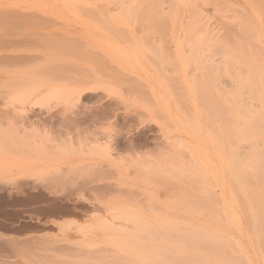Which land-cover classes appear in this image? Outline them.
<instances>
[{"label": "rangeland", "instance_id": "obj_1", "mask_svg": "<svg viewBox=\"0 0 264 264\" xmlns=\"http://www.w3.org/2000/svg\"><path fill=\"white\" fill-rule=\"evenodd\" d=\"M67 1L68 0H0V79H6L12 74L21 73V71H24L26 68L30 69L36 67L42 64V62L44 63V60L51 66H48L49 68L43 70V75L47 76H43L44 78L41 80L43 84L41 88H43L42 91L45 96L43 101L34 103V97L30 104H27L28 110L20 111V115L15 111L13 112L14 108L11 104H13L12 102L14 101L10 98V94L5 93L6 91L3 88H1L3 90L0 89V132L3 131L5 133L3 134L4 136L6 133L10 135V137L8 136V139H5L6 137L3 139L2 135L0 136V264H88L87 262H90L91 264H120L130 259L133 260L132 262L136 261L138 264L136 257H133V255H135L134 248L132 246H127L128 238L129 241H133L134 239L123 235L126 233L122 230L123 226L120 227V224L118 223L120 222V217H118L120 211L116 206L119 207L122 205L125 206L127 212H138L141 215L143 213L144 216L142 215V217L146 219V222L148 221L151 224H155L156 222L154 221L161 222V219L169 220L170 222L171 220H174L171 222L174 232L177 231L179 233V230H181L182 227H187L186 230H183L186 233L197 230L198 225L199 229L201 228L200 226H204L202 229L205 230L206 234L210 233L207 235L209 238H212L213 246L211 245L210 247L212 248V252L217 250L218 247L216 246H219L217 245L218 239L221 240V238L224 239V237H228L225 238V240H231V244H228L230 248L226 245V241L224 242V245L227 246L228 249L226 248V250L228 251L234 245V249H231L233 254L228 251V255L225 254L226 252L222 253L224 250L221 248L222 246L224 247L223 243L222 246L219 247L223 250L219 249L220 252L217 250L219 254L217 251H215L216 253L213 252V255L211 253L214 258H209L201 252L193 253L199 260L205 262V264H209L208 261L213 264H218V262L219 264H252L251 261L254 260L256 254L259 255L260 263L264 264V257L261 256L262 252V254H264V239L262 240L263 236H261L260 239H257L262 232L260 231V234L258 233L256 235L253 230L252 210H250V207L252 206L249 205L248 199H250V197L247 195L249 193L247 189H244L247 191L243 192L241 188V186H247L248 189L249 186L253 188L255 183H258L257 185L259 186V182L253 181V183V178L250 180V176L247 173L246 175L245 173H238L241 171L239 168L236 171H233L228 170V166H226L227 173L226 169H224L225 164L229 165V169H232V166L229 163V158L236 156L232 155V152H230L231 154L228 153V147H230L229 144L235 143L230 142L234 137L232 135V138L229 141L230 143L227 142L228 140H225L224 136L229 135L230 132L225 134L223 131H220L222 129L219 125L222 124V120L220 121L217 118V122L221 123L217 124L215 120L217 114L214 112V109H212L213 111L211 110L212 112H209L210 115L208 114L209 110H206L207 112H205V109L210 108V104H213L214 108L216 103L218 104L223 100L222 102L226 104L223 103V110L226 109V112H228V116L226 113L224 115L232 121L230 124L233 127L241 125L239 126L240 129L239 127L233 128L235 131L236 129L238 130L236 131L238 134L236 133V135H234V141H236L237 144L234 145V147H231L229 151L237 150L236 152L238 154L240 152V154L237 155V157L240 158L238 162L241 163L239 166H241L242 163H244L243 166H246L248 163H252L250 159L253 155L251 154L249 158L247 160L244 159V161L240 156H242L243 153L250 151L248 149L251 148L250 145L252 143L250 142L249 145V142L245 140L244 142H241L243 138L240 139L241 135L239 133L240 131H244L243 129L246 127L242 129L241 127L243 125L245 126L246 123H249L255 129L258 128V126H262V128L259 127L258 129L260 132V135L258 136L262 137V140L264 139V114H260L263 112L262 107H264V91L262 92L263 100L260 104L261 92L256 93L255 90H253V87L251 88L252 95H250V97L253 98L254 95L257 94L258 98L256 100L259 104L257 102V105H254L255 103L252 104L255 102L254 98L256 97L253 98V101L250 100L248 96L247 99L250 101L249 108L245 107L247 103L241 105V108L245 107V111L246 108L249 109L247 110V113L243 110L245 114H248V118L241 121L240 119H242V117L239 119L238 115L242 116V113H239V110H237V108L240 107L237 106V102L240 100V97L246 98V96L235 95L233 97L232 90L229 87L222 83L219 84L220 86H218L217 83L214 84L218 79L220 81L228 78L234 80L233 78H230L232 75L234 77L233 71H235L234 68H236V64H238L234 59H238L239 61L240 59L238 57L235 58L236 54L234 53V59L231 58L230 60L234 61V63L232 62L233 64H236H232V67H228L231 63L228 58H230L232 54H230V56L227 54L226 57L228 58L225 57V54L223 55L222 61L219 60L220 63H218V65H216L217 63L215 62L216 70L211 69V67L214 68V64H210L212 63L210 58L207 59L205 57V61L200 63L199 59H203L204 55H208L209 53L213 54L214 50H212L213 46H211L213 42L207 38V41L203 44L204 46H202L201 43L202 41L204 42V38H206V31L203 29L204 32L201 36L202 33L199 32V34L197 28L195 29V27L199 26L198 28L201 30L200 28L204 22V26H208L210 30L214 29L212 30V33H215L217 29L216 25L218 22L220 24L218 14L220 16V14L233 13L231 11H234V14H239L238 12H247L248 15L250 14V17L251 13L254 11L255 13H252V16H254L253 18L255 21L252 20L250 23H255V27L252 24L253 30L254 28L256 30V32L254 30L256 33L255 35H260V40H258L259 37H256L258 38L256 39L258 44L261 45L259 46V48H261L258 49V54H263L264 57V36L262 37V35H264V28L261 26L262 23L264 25V18L260 16L262 13H259L253 8L255 7V3H253L252 0H223V3L224 1L226 4L228 3V6H226L230 8V11L225 12L220 10L217 12L219 8L221 9V5L223 8V3L220 4L222 0L219 2L220 7H218L219 5L214 7L215 4L217 5L216 0H173V6L180 7V9L183 7V10H180V23L179 21L174 23L177 25V27H175L176 25H173L174 21L167 16V14L170 15V11L167 9H165V11L163 10V18L165 17L163 20L165 21L163 22L161 30L168 28L164 30V33L163 30L161 31L160 29L157 30L154 28L156 27L155 22V25L152 28V24L148 20H145V23L148 22L146 25L144 21L141 22L144 24L141 25V28H138L140 25L136 23L139 22H115V20L109 15L96 14V16H100L101 19L98 16V19L96 16H92L91 18V16L88 17L87 12L85 13V7H90L92 3L84 4L79 0ZM176 2H178V4ZM214 2L215 4L213 5ZM261 2L263 4L264 0ZM70 3H72V5ZM78 4H80V6H78ZM197 4L199 5V8H197ZM226 6L224 5V8ZM78 8L81 10H78ZM178 8L176 10L174 9L175 13L180 12L178 11ZM193 8H197L195 10L200 14L198 15L195 10V13L192 14ZM244 8L246 9L244 10ZM200 9L201 12L199 11ZM226 9L227 8H225V10ZM236 9L238 12H236ZM111 14L116 15V12H111ZM195 14H197L198 17ZM104 16L105 18H103ZM183 17L185 18L183 19ZM1 18H10V20L7 21V19H4V22L8 23L4 24L3 19ZM193 19L194 21H192ZM257 19H259L260 22ZM13 20H15V22L16 20L19 21L20 24H16ZM95 20H97V22L99 21L97 23L98 26ZM23 21L25 23H23ZM196 21L198 22L197 24L195 23ZM191 22H194L195 25L193 26ZM99 24H106L103 25V27L107 26V31L105 28L102 29L103 27L100 28ZM112 24L116 26V28L113 27ZM171 24L173 27H171ZM248 25L252 28L250 24ZM192 26L193 28H191ZM112 28L114 29L111 30ZM171 28L172 31L175 28H177V30L175 29L176 31L174 30L172 32ZM182 28L183 33H181ZM190 28L196 30L198 36H201V39H197L200 41H197L196 38L193 40L192 38L194 43H196L195 41L198 42L195 44V50H198L200 46L202 47L199 54L200 57H198L199 51L196 57L193 56L192 53H195V50H189L192 52V56L186 54L188 53V48L190 49V47L193 46L192 44H194L192 41L191 43L189 42V38L185 43L187 44L189 42L191 46H189V43L187 44L188 47L184 44L186 45V51H184V45L182 47L183 39L186 36L188 37V34L192 33L195 35V33H193L194 31ZM121 29L129 35L130 32L128 31L132 30L133 36L130 35L131 37L128 36L129 38H126L127 34L126 36H122ZM133 29L137 32H134ZM139 29L141 31H139ZM188 29L192 32L188 31ZM119 30H121V32ZM143 30L144 33H142ZM142 34L143 38L141 36ZM172 35H174V37ZM252 35L254 34H251V36L246 35L249 43L247 42L246 44L245 41H243L246 48L249 46L252 48L253 46L251 44L256 46L255 43H257V41L255 42V38H253L254 41L251 39ZM157 36L161 37V39L159 40V37L158 40L155 41L150 39L151 37L157 38ZM191 36L192 35L189 37L191 38ZM146 37L149 38L148 40L152 41L151 43L154 47L149 45L151 43H149L150 41H147ZM195 37L197 36L195 35ZM143 41L149 43L147 45L152 47V49L147 47V45L145 46ZM60 42H65L67 45H62ZM133 43L135 44V47ZM208 45L210 46L207 47ZM148 50L150 51L148 52ZM202 50L204 51L203 53H201ZM153 53H158L157 59L156 57H152ZM163 54L168 57L164 56L166 58H163ZM153 56H156V54H153ZM214 57L216 58L217 56ZM182 58L185 60L183 61ZM225 58L230 61L228 65L224 64L226 62L223 61ZM51 61L54 62L51 63ZM197 61H199L200 64L196 63ZM169 62L170 64H168ZM209 64L211 67L208 68L207 66V68L212 71L215 70V73L212 72V82L207 80L209 77L211 79V75H209V77L208 75L206 76L207 70L204 66ZM202 65L206 71L205 75L203 73L204 68L201 67ZM222 67H225L226 70L224 71ZM201 68H203V70H201ZM227 68H232L233 70H230L232 72H227ZM198 71L203 73L204 76H201V78L198 77L197 74L200 75ZM216 73L220 76L217 77V79L214 75ZM235 73L237 72L235 71ZM197 77L202 80V84L206 81L211 82V85L208 84L209 82H206L210 86V89H208L211 91L209 92L210 94H208L210 97L202 92L203 95H201L199 89H197V92L195 91L196 86L197 88H200L197 84L199 79L196 81ZM35 78L37 77L35 76ZM194 82L195 84H193ZM213 85H217V88L222 89L220 94L218 93L220 89L216 91L217 89H215V86ZM200 89L202 91V87ZM223 89L225 91H223ZM55 90H58L60 97L64 96L65 99L61 98L60 101L57 98L56 102L52 103V101L55 100L52 94ZM242 94H244V92ZM219 95L224 96L220 97ZM225 96H227L226 100ZM217 99H220L221 101H217ZM207 104H209V106ZM54 105L57 106L55 107ZM252 105L254 107L258 106L257 108L260 111H258L257 108H253L254 110L252 109L253 112L251 114L250 110ZM53 106L54 109L52 108ZM30 107L31 109H29ZM234 108L238 111V114L235 113L236 111H234ZM56 111L60 112V114ZM32 112L35 114H40L42 112L43 116L46 117L43 119H48L50 122H52V120H57L55 121L56 123H53L54 125H50L52 123L48 121V123H50L49 127H51L49 128L46 126V129L49 130L45 129V135L46 138H51V136L55 134L51 133L54 131L51 128H54L56 131L58 129V132H56V136L58 137L59 135L58 143H52L50 140L42 142L45 143L46 146L48 145V148L43 144V146L40 145V148H38L39 151L31 146L34 143H39V140L36 139L38 133L34 132L35 126L30 125L31 121L37 119L36 115ZM258 112L260 116H257ZM53 113H55V115ZM213 113H215V122H212ZM255 116H257V119H259L260 122L254 121L256 120ZM16 117L18 120H16ZM50 117L51 119H49ZM250 118L252 119L249 120ZM15 122H17V124ZM261 123L262 125H259ZM55 127H57V129ZM227 129L229 128H226V130ZM249 130L247 131L246 129V133H249ZM212 131L214 134L211 135L210 133L209 135V132ZM219 131L221 134L223 133L222 136H220ZM244 133L245 131L243 132V136H245ZM251 134L250 136H246L245 139L253 141V138H257L251 136ZM33 136L36 139L33 141L34 143L31 142L34 139ZM208 136H210L209 138H211L210 140L213 146L217 147L219 152L212 146L211 142L208 140ZM12 137L14 140H11ZM260 137L258 138L260 139ZM16 139L20 143L16 144ZM262 140L260 139V141L256 142L258 143L257 145H253L255 146V149L253 152L251 150L252 153H255L256 149L264 150V142L262 144ZM25 141H28L30 145L24 143ZM13 142H15V146L13 145ZM246 142H248V145L246 144L244 148ZM19 145H22L23 147ZM28 145L33 149L29 148ZM218 145H222V147L220 148ZM51 146H54L53 150L51 149ZM226 146L228 147L225 148ZM248 146H250V148H248ZM18 147H22L24 150L28 151L29 154L32 153L35 156L26 155L28 152L24 153L25 151L21 148L20 151ZM240 147L244 150H241ZM55 149H57L58 152ZM246 149L247 151H245ZM22 150L24 152H22ZM51 150L53 152L56 151L58 154H56V152L53 154ZM220 152L226 154L227 162L225 160L226 156L224 154L221 156ZM257 152L259 153V151H256V153ZM260 153L263 152L260 151ZM127 155L129 156L128 159ZM258 155L259 154L256 156ZM262 155H264V153L259 156L261 157ZM38 156L40 158H38ZM120 156H122V158ZM130 157L132 158L131 161L129 160ZM218 157L221 158L218 159ZM258 158L257 161L262 159ZM220 160H223V162ZM260 165H262L261 161L258 164L259 168H261ZM263 165L262 167H264ZM20 166L22 167L19 168ZM235 168H237V166ZM172 172L175 174L170 175ZM199 173H201L207 180H204V177H201V174ZM230 173H232L231 176L233 179L229 175ZM234 175H237L236 178L238 179V182L241 181L240 184L238 183L239 185L236 183ZM241 179H243V182ZM217 180L219 182H217ZM163 181L165 182L164 186ZM202 181L205 185H202L201 187L200 184H202ZM173 182H176V185L178 183V187L175 186ZM230 182L233 183L231 184ZM244 182H246V184H244ZM262 182H264V180H262ZM229 183L235 185L233 190L228 186ZM189 184H192L191 186L194 191L191 190ZM260 184L262 187L263 183ZM165 186H167V188ZM185 186V189L188 188L187 190L190 189V191L184 190ZM199 186L201 189L204 188V190L205 188H209V193L204 194L205 192L202 193L201 189L199 191ZM227 187L228 189L230 188L229 192L234 191L231 195L234 197L232 199H234L235 204L233 203V200L231 202L232 196L227 191ZM212 189L214 191H211ZM258 189L260 190L261 188L258 187ZM108 190L109 192H107ZM225 190L228 192L227 196L224 195L226 193L224 192ZM121 192H124V194L121 195ZM188 192H191L192 194L195 193L194 195L196 197L191 194L192 197H195V201H193L196 202L195 204H190V201H192L193 198L191 196V198H189L190 193ZM261 193L258 191L259 198L261 199L262 197L261 202L264 206V192ZM198 194H200V196L202 194L205 195L207 198H204V200L207 199V201L210 199L207 195L210 194L212 200L210 199V202L207 204H201L203 201L201 196L200 199L202 201L199 204L200 199L198 198ZM185 197L190 200V203L188 201L186 202L187 199L184 200ZM224 197L226 198V201ZM220 198L222 199V203L227 205L222 203L218 204L221 202ZM173 199L177 200L175 201ZM217 200L220 201L218 202ZM151 201L152 203H150ZM172 201L177 203L173 204ZM178 201H180L182 205ZM229 202L232 205H230ZM135 203H137V205H135ZM203 203L205 202L203 201ZM235 205H237V207ZM231 206L234 211L231 209ZM111 207H114V209H111ZM262 208L264 211V207ZM229 209L232 210V213H230ZM217 211L218 213L221 211L220 213L224 214V218L220 217L223 220L225 219L224 221L218 219L217 221L213 218L211 219V216L213 215L212 217H214V213L217 214ZM226 211H229V213ZM158 212H160V217L156 216L159 214ZM162 213H164L163 216L166 214V217H163ZM226 213L230 216L226 215ZM222 214L219 215L222 216ZM168 215L169 217H167ZM147 216L149 218H145ZM226 216L229 217L227 218ZM153 217L156 218L154 219ZM227 220L230 224L227 223ZM113 222H116V224H113ZM226 223L228 225H226ZM187 225L189 226V229ZM105 229L107 231H105ZM183 231L181 230L182 235H185V233L183 234ZM174 232H172V234H174ZM178 233L175 234V236H181V233ZM170 234L171 233H169V235ZM159 236L160 233H157V235L155 234L156 238ZM172 236L174 237V235ZM153 237V235L150 237L151 240L146 239V243L151 242V244H153L159 240L154 239L155 237ZM177 237L178 236L175 237L176 240L183 239L182 237L179 239ZM175 238L172 239L175 240ZM260 242L263 245L260 246ZM139 243L141 246L143 245V248H147L151 245L149 243L145 246L143 244L144 242ZM232 243L234 244L232 245ZM219 244L221 245V241ZM210 248L208 247L207 250ZM115 253L117 254L115 255ZM193 254L184 252L183 254L182 252L180 253V255H187L188 257L193 256ZM88 256H91V258ZM92 256L96 259H92ZM121 257L123 260L119 259ZM170 258H172L171 255ZM178 258H176L177 261ZM187 258H184L186 260L185 262L190 264ZM163 260L166 261L164 262ZM94 261L97 262L95 263ZM99 261L100 263H98ZM195 261H193L192 264H195ZM157 262L160 264L170 263V261L169 263H166L167 259L165 258L158 259ZM174 262L176 263L175 260Z\"/></svg>", "mask_w": 264, "mask_h": 264}, {"label": "bare ground", "instance_id": "obj_2", "mask_svg": "<svg viewBox=\"0 0 264 264\" xmlns=\"http://www.w3.org/2000/svg\"><path fill=\"white\" fill-rule=\"evenodd\" d=\"M69 1V0H68ZM67 1V2H68ZM80 2H82V3H84V4H89V3H92V5L90 6V7H88V6H86L85 7V9H86V11H85V13L87 12V15H88V17L89 16H91V18H92V16H96V14H98V15H109V16H111L114 20H115V22H118V21H120V22H124V21H128V22H139V23H136V24H138V25H140L138 28H141V25H143L144 23H145V20H148L151 24H152V28H153V26L156 24V27H154L155 29H160L161 30V28H162V25H163V22L165 21V20H163L164 18H163V10L165 11V9H167V10H169L170 12V15L169 14H167V16H169L174 22H173V25L175 26L176 24H174V23H176V22H178L179 21V16L181 15V11L183 10V7H182V9H180V7L178 8L177 6H173V0H79ZM175 1V0H174ZM177 1V0H176ZM180 1V0H179ZM184 1H186V0H184ZM221 0H218V2H217V0H216V3H217V5L215 4V2L213 3V5H214V7H216V6H218V7H220V4H222L223 3V0L221 1V3L219 4V2H220ZM227 1V0H226ZM262 0H252V2L253 3H255V7H253L255 10H257L259 13H262L260 16L261 17H263L264 18V3L262 4V2H261ZM70 2H72V1H70ZM188 2V1H187ZM186 2V3H187ZM247 2H249V1H247ZM251 2V3H252ZM72 3H74V2H72ZM72 3H70L71 5H72ZM177 4H178V2H176ZM189 3V2H188ZM197 3H198V1H197ZM250 3V4H251ZM77 4V3H76ZM175 4V3H174ZM180 4H182V3H180ZM228 4V3H227ZM226 3H225V1H224V3H223V8H222V5H221V9L219 8L218 10H217V8H216V10H217V12L218 11H220V10H222V11H230V8L229 7H227L228 5H227ZM201 5V4H200ZM224 5L226 6L225 8H227L226 10H225V8H224ZM78 6H80V4H78ZM78 6H75V7H78ZM181 6V5H180ZM194 6V5H193ZM199 5L197 4V8H199L198 7ZM74 7V6H73ZM195 7V6H194ZM200 7H202V6H200ZM178 8V11H180V12H178V13H175V11H174V9L176 10ZM197 8H193V10H192V14H194L195 12L198 14V11H196L195 9H197ZM203 8V7H202ZM228 8H229V10H228ZM236 8V7H235ZM80 8H78V10H79ZM82 9H84V8H82ZM234 9V8H233ZM238 9V8H237ZM237 9H236V12H238L237 11ZM241 9H243V8H241ZM246 8H244V10H245ZM81 10V9H80ZM186 10V9H185ZM191 10H190V12H191ZM194 10H195V12H194ZM247 10H248V8H247ZM200 12H201V9L199 10ZM215 11V10H214ZM111 12L113 13V12H116V15L115 14H111ZM231 12H233V13H230V14H220V16H219V14H218V19L220 20V24H219V22H218V27H217V25H216V32L215 33H212V30H214V29H209L208 28V26L207 27H205L204 25H205V23L203 22V25H202V27L200 28L201 30H199V26L198 27H195V29L197 28V32L199 33H202L201 34V36L203 35V29L206 31V33L208 34H206L205 33V37L206 38H204L203 40H204V42L202 41V43H201V45L202 46H204L203 44H205V42L207 41V38L208 39H210V41H212L213 42V44H211V46H215L214 48L212 47V50H214V52H213V54L211 53H209L208 55H204L203 57V59L201 60V59H199V61H200V63H203L202 61H205V57L208 59V58H210V60H212V63H210V64H214L213 66H214V68L213 67H211V65L209 64V65H204L205 66V68H206V70H207V74H206V71H205V68L203 67V65L201 66V67H203L204 68V70H203V68H201V70H203L204 72V75L206 74V76L208 75V77H209V75H211V79H210V77L209 78H207V80H210L211 82L213 81V77H212V72H214L215 70H216V68H215V62L217 63L216 65H218V63H220L219 62V60H221L222 61V59H223V55H225V57L227 56V54L230 56V54H232V56H230V58H228V57H226V58H228L229 60L231 59V58H233L234 59V53L236 54V56H235V58L236 57H238L239 59H240V61L238 60V59H234L235 60V62L237 63L238 62V64H236V68H234V70L237 72V73H235V71H233L234 72V77H233V75L230 77L231 79L233 78L234 80H230L229 78L228 79H223V80H217L216 82H214V84H218V86H220L219 84H224L225 86H227V87H229L231 90H232V96L234 97L235 95H239V96H246V98H239L238 100V102H237V106H240V107H238L237 108V110H239V113H242L241 115L242 116H239L238 115V117H239V119H240V117H242V119H240L241 121H244L245 120V118H248V114H245V113H247V110H249L248 108H249V106H250V101L247 99V97L249 96V98H250V100H253V98L254 97H256V98H254L255 99V102H253L252 104H254V105H257V103H258V101L256 100L258 97H257V94L256 95H254V97L252 98V97H250V95H252L251 94V88L253 87V90H255V92L256 93H259V92H261V99H260V104L262 103V95H263V87H264V57H263V54H258V49H260L259 48V46H261L260 44H258V41L256 40V39H258V38H256V37H259V36H257V35H255L256 33V30H255V28H254V30H255V32H254V30H253V26H252V24L254 25V27H255V23L253 22L252 24L250 23V21H252V20H254V16H252V13L254 14L255 12L253 11L252 13H251V19H250V17H249V15H248V13L246 12H238L239 14H234V11H231ZM249 12V11H248ZM1 13V12H0ZM83 13H84V11H83ZM168 13V12H167ZM180 13V14H179ZM189 13V12H188ZM241 13V14H240ZM165 14V13H164ZM197 14H195L196 16H197ZM200 14V13H199ZM198 14V15H199ZM247 14V15H246ZM83 15H85V14H83ZM86 15V16H87ZM97 15V16H98ZM257 15V14H256ZM255 15V16H256ZM97 16H96V18H97ZM166 16V15H165ZM166 16V17H167ZM185 16V15H184ZM202 16V15H201ZM100 19H101V17L100 16H98ZM162 17V18H161ZM194 17V16H193ZM198 17V16H197ZM261 17H259V18H261ZM14 18V17H13ZM13 18H11V19H13ZM103 18H105V16L103 17ZM102 18V19H103ZM185 17H183V19H184ZM203 18V17H202ZM262 18V19H263ZM1 19H3V23L5 24H8L7 22H4V19H7V21L8 20H10V18L8 19V18H1ZM98 19V18H97ZM99 19V20H100ZM130 19V20H129ZM201 19V18H200ZM256 19V18H255ZM20 20H22V19H20ZM137 20V21H136ZM142 20V21H141ZM172 20H171V22H172ZM177 20V21H176ZM196 20H198V19H196ZM257 20H259V19H257ZM257 20H256V22H257ZM2 21V20H1ZM14 22H15V20H13ZM12 21V22H13ZM101 21V20H100ZM144 21V23L142 24L141 22H143ZM192 21H194V19L192 20ZM199 21H201V20H199ZM255 21V20H254ZM11 22V21H10ZM22 22V21H21ZM95 22H96V24L99 22H97V20H95ZM127 22V23H128ZM153 22V23H152ZM154 22H155V24H154ZM202 22V21H201ZM259 22H260V20H259ZM258 22V23H259ZM2 23V22H1ZM16 24H20L19 23V21H17L16 20V22H15ZM23 23H25L24 21H23ZM107 23V22H106ZM146 23H148V22H146ZM146 23H145V25H146ZM179 23H180V21H179ZM187 23V22H186ZM196 24L198 23L197 21L195 22ZM195 23L193 22H191V24L194 26L195 25ZM12 24V23H11ZM102 24V23H101ZM101 24H99V27L100 28H102L103 27V25H106V24H103V25H101ZM108 24V23H107ZM131 24V23H130ZM129 24V25H130ZM183 24V23H182ZM189 24V23H188ZM248 24H250L251 26H252V28L248 25ZM2 25V24H1ZM15 25V24H14ZM113 25V24H112ZM119 25V24H118ZM137 25V26H138ZM148 25V24H147ZM172 25V24H171ZM173 25L171 26V27H173ZM260 25V24H259ZM97 26H98V24H97ZM131 26V25H130ZM134 26V25H133ZM184 26V25H183ZM193 26L191 27V28H193ZM261 26H263V28H264V25H263V23H262V25ZM106 27L107 26H104L102 29H104L105 28V30H106ZM110 27H111V25H110ZM113 27H115L116 28V26H114L113 25ZM151 27V26H150ZM175 27H177V25L175 26ZM204 27V28H203ZM257 27H258V25H257ZM108 28H109V26H108ZM118 28V27H117ZM146 28V27H145ZM145 28H143V29H145ZM148 28V27H147ZM185 28V27H184ZM187 28H189V27H187ZM186 28V29H187ZM190 28V29H191ZM250 28H251V30H250ZM114 28H112L111 30H113ZM154 29V30H155ZM166 29H168V28H166ZM166 29H164V30H166ZM176 30H177V28H175ZM174 29V30H175ZM185 29V30H186ZM122 30V29H121ZM121 30H119L120 32H121ZM134 30V32H137L138 31V29L136 28V30L135 29H133ZM163 30V29H162ZM161 30V31H162ZM163 30V32L165 33V31ZM173 30V31H174ZM175 30V31H176ZM191 30H193V29H191ZM191 30H189L188 29V31H191ZM258 30V29H257ZM107 31V30H106ZM115 31V30H114ZM139 31H141L140 29H139ZM171 31H172V28H171ZM172 31V32H173ZM187 31V32H188ZM194 32L193 33H195V35L197 36V37H195V35H193L192 33L191 34H188V33H186V34H188V37L186 38H184V39H187V40H184L183 39V43H182V47H183V45L184 44H186L185 42L186 41H188V38H189V42L191 43V41H192V43H194V38H196V40L199 38V39H201V36L199 37L198 36V33L196 32V30H193ZM249 31V32H248ZM251 31V32H250ZM128 32H130V35L131 36H133V33H132V30L131 31H128ZM192 32V31H191ZM252 32H254V33H252ZM112 33H113V31H112ZM115 33V32H114ZM122 36L124 35V36H126V34L127 33H125V31H123L122 30ZM124 33V34H123ZM142 33H144V30H143V32ZM177 33V32H176ZM181 33H183V28H182V31H181ZM199 33V34H200ZM235 33V34H234ZM249 33V34H248ZM263 33V32H262ZM117 34V33H116ZM138 34V33H137ZM159 34V33H158ZM172 34H174V33H172ZM251 34H254V35H252V37H251V39L253 40V38H255V42L257 41V43H255L256 44V46H254V44H251L253 47H254V49H253V47L251 48V46H249V45H247V46H249V47H247L246 48V45L243 43V41H245V43L247 44V42H248V40H247V38H246V35H249V36H251ZM259 34V33H258ZM119 35H121V34H119ZM129 34H127V37L126 38H129V37H131ZM144 35H146V34H144ZM149 35V34H148ZM152 35V34H151ZM165 35V34H164ZM190 35H192V36H194V37H192L191 36V38L189 37ZM129 36V37H128ZM138 36V35H137ZM142 36V38H143V34L141 35ZM155 36V35H154ZM153 36V37H154ZM163 36V35H162ZM173 37H174V35H172ZM255 36V37H254ZM264 35H262V37H263ZM147 37H150V36H147ZM146 37V38H147ZM153 37H151L150 39H153V41H155V40H158V37L159 36H157V38H153ZM176 37V36H175ZM145 38V37H144ZM165 38V37H164ZM192 38H193V40H192ZM40 39V38H39ZM38 39V40H39ZM149 38H147V41L149 42V43H151L152 41L151 40H148ZM161 39V37H159V40ZM234 39H235V41H234ZM141 40H143V39H141ZM144 40H146V39H144ZM168 40V39H167ZM258 40H260V37H259V39ZM169 41V40H168ZM176 41V40H175ZM180 41V40H179ZM197 41H200V40H197ZM197 41H195L196 43H198ZM254 41V40H253ZM130 42H132V41H130ZM144 42V41H143ZM161 42H163V41H161ZM188 42V43H189ZM260 42V41H259ZM60 43H62V45L63 44H66L65 42L63 43V42H60ZM72 43V42H71ZM145 43V46L147 45V44H149V43H147L146 41L144 42ZM174 43V42H173ZM187 43V44H188ZM189 43V46H191V44ZM196 43H194V44H192L193 46L192 47H190V49L188 48V50H187V52L188 53H186V54H188L189 56H192V54H193V56H197V53H198V51H199V53H198V57H200L199 56V54H200V50H201V46H200V48L198 49V50H195V44ZM249 43V42H248ZM134 44V43H133ZM152 44V43H151ZM149 44L150 46H153L154 47V45L152 44ZM186 44V45H187ZM67 45V44H66ZM144 45V44H143ZM149 45H147V47H149V48H151L152 49V47H150ZM186 45H184V48H185V50H184V48H183V50L184 51H186ZM161 46V45H160ZM174 46H175V44H174ZM210 45H208L207 47H209ZM258 46V47H257ZM134 47H135V44H134ZM187 47H188V45H187ZM255 47H257V48H255ZM145 48V47H144ZM175 48V47H174ZM193 48V49H192ZM217 49V50H216ZM235 49V50H234ZM143 50V49H142ZM182 50V51H183ZM194 51L195 53H192V52H190V51ZM212 50H211V52H212ZM220 50V51H219ZM146 51V50H145ZM150 50H148V52H149ZM197 51V52H196ZM217 51V52H216ZM251 51H252V53H251ZM255 51V52H254ZM257 51V52H256ZM189 52H190V54H189ZM204 51L202 50V52L201 53H203ZM192 53V54H191ZM51 54V53H50ZM50 54H48V55H50ZM153 54H156V56H153ZM152 54V57L153 58H155L156 57V59H157V56H158V53H153ZM196 54V55H195ZM47 55V56H48ZM164 56H166V55H164L163 54V58H166V57H168V56H166V57H164ZM214 56H217L216 58L214 57ZM220 56V57H219ZM197 57V58H198ZM186 58V57H185ZM225 58V60H223L224 62L226 61L227 62V64H226V62L224 63L225 65H228L229 63H230V61L228 60V59H226ZM168 59H170V58H168ZM43 60V59H42ZM47 60H50V59H47ZM178 60V59H177ZM182 60H183V58H182ZM185 60V59H184ZM183 60V61H184ZM198 60V59H197ZM215 60H218V61H215ZM236 60H238V61H236ZM13 61V60H12ZM19 61V60H18ZM199 61H197L196 63H199ZM52 62H54V61H51V63ZM157 62V61H156ZM172 62V61H171ZM214 62V63H213ZM234 63V61H231V63H230V66L228 65V67H232V64ZM48 63H50V62H48ZM50 63V64H51ZM174 63V62H173ZM172 63V64H173ZM199 63V64H200ZM241 63V64H240ZM15 64V63H14ZM168 64H170V62L168 63ZM235 64H233V65H235ZM51 65H53V64H51ZM198 65V64H197ZM224 65V66H225ZM2 66V65H1ZM48 66H50L49 64H47V62L44 60V63L42 62V64H40V65H38V66H36V67H33V68H26L24 71H21V73H18V74H12V75H10L9 77H7L6 79H0V89L1 88H3L5 91V93H8V94H10V98H12L13 99V101L14 102H12L13 104H11L12 105V107L14 108L13 109V112L15 111L16 113H19V115H20V111H24V110H28L27 108V104L29 103L30 104V102L33 100V98L35 97V99L33 100V102L34 103H37V102H42L43 101V99H44V95H43V91H42V89L43 88H41V86L43 85L42 84V82H41V80L44 78L43 76H45V75H43L44 73H43V70L44 69H47V68H49ZM198 66H200V65H198ZM207 66H208V68L209 67H211V69H215V70H211V69H208L207 68ZM5 67V66H4ZM8 67V66H7ZM51 67V66H50ZM195 67V66H194ZM218 67V66H217ZM225 67H227V66H225ZM223 68L224 69V71L226 70V68ZM52 69V68H51ZM195 69H197V68H195ZM228 69V68H227ZM232 68H229L228 70H227V72H229L230 70H231ZM200 70V69H199ZM200 70V71H201ZM233 70V69H232ZM197 71V70H196ZM219 71V70H218ZM218 71H217V73H218ZM50 72V71H49ZM193 72V71H192ZM199 72V71H198ZM202 72V71H201ZM201 72H199V74L200 75H198L197 74V76L198 77H200L201 78V76H204L203 75V73H201ZM210 74H209V73ZM230 72H232V71H230ZM263 72V73H262ZM39 73V74H38ZM42 73V74H41ZM215 73V72H214ZM214 74L215 75V78L217 79V77H220V76H218V74ZM232 74V73H231ZM196 75V74H195ZM217 75V76H216ZM35 76L37 77V78H35ZM56 76V75H55ZM45 77H47V76H45ZM195 77V76H194ZM196 78V81L198 80V86H200V88L202 87V91H201V89L198 87L197 88V86H196V92H197V89H199L200 90V93L202 92V93H205V95H208V94H210L209 92H211V91H209L208 89H210L209 87V85H211L210 83V81H206V82H209L208 84L205 82H203V84H202V80L200 79V78ZM206 78V77H205ZM46 79V78H45ZM215 79V80H216ZM52 80V79H51ZM54 80V79H53ZM194 80V79H193ZM59 81V80H58ZM219 81H220V83H219ZM193 82V81H192ZM255 82V83H254ZM252 83H253V85H252ZM193 84H195V82L193 83ZM199 84H202V85H199ZM204 84H206V85H204ZM263 84V85H262ZM207 85H208V87H207ZM254 85H255V87H254ZM195 86V85H194ZM193 86V87H194ZM213 86H215V89H217L216 91H218V89H220L219 91H218V93L220 94V92H221V88H217L218 86L217 85H213ZM3 89H1V90H3ZM256 89H257V91H256ZM260 89V90H259ZM233 90H234V92H233ZM244 90H246V91H244ZM262 90V91H261ZM70 91V90H69ZM223 91H225L224 89H223ZM250 91V92H249ZM3 92V93H4ZM72 92V91H71ZM213 92V91H212ZM228 92V91H227ZM226 92V93H227ZM244 92V94H242ZM263 92V93H262ZM70 93V92H69ZM194 93V92H193ZM201 93V95H203ZM214 93V92H213ZM247 93V94H246ZM53 97H54V101H52V103L53 102H56V99L58 98L60 101H61V98H64L65 99V97L63 96V97H60V93L58 92V90H55L53 93ZM197 94H199V93H197ZM215 94V93H214ZM241 94V95H240ZM249 94V95H248ZM5 96V95H4ZM209 96V95H208ZM212 96V95H211ZM214 96H216V95H214ZM220 96V95H219ZM224 95H221L220 97H223ZM227 96H229V95H227ZM227 96H225V100H226V97ZM260 96V95H259ZM6 97V96H5ZM60 97V98H59ZM68 97V96H67ZM210 97V96H209ZM208 97V98H209ZM232 98V97H231ZM252 98V99H251ZM223 99V98H222ZM243 99V100H242ZM248 100V101H246V100ZM63 100V99H62ZM231 100V99H230ZM66 101V100H65ZM217 101H221L220 99H217ZM223 101V100H222ZM219 102L218 104L216 103V105L214 106V108H213V104H210V106H209V104H207L210 108H208V109H205V112H207L208 110V114L210 115V113L209 112H212L213 110L212 109H214V112H216V114H217V116H215L214 114L215 113H213V120H212V122L214 121L215 122V120H216V122L218 121V120H222V124L221 123H218L217 122V124H221V125H219L220 126V128L222 129V130H220V131H223V133H225V134H227V133H229L230 132V134L229 135H225L224 136V138H225V140H228L227 142H229L230 141V139L232 138V135H233V137L235 138V136L234 135H236V131H238L237 129H236V131L235 130H233V128H235L236 126H232L230 123H232V121L227 117L228 116V112H226V109L225 110H223L224 109V102ZM254 101V100H253ZM264 101V100H263ZM245 102V103H244ZM257 102V103H256ZM60 103V102H59ZM209 103V102H208ZM224 103V104H223ZM232 103V102H231ZM247 103V104H246ZM264 103V102H263ZM54 104H56V103H54ZM58 104V103H57ZM242 104H246L245 105V107H248V108H246V111H245V107L244 108H241L242 106ZM259 104V103H258ZM26 105V106H25ZM212 105V106H211ZM226 105V104H225ZM234 105V104H233ZM248 105V106H247ZM264 105V104H263ZM47 106V105H46ZM55 106V105H54ZM54 106L52 107L53 109H54ZM57 106V105H56ZM55 106V107H56ZM222 106H223V108H222ZM236 106V105H235ZM60 107V106H59ZM258 107V106H257ZM257 107H254L253 105H252V108H251V114H252V109L254 108H257ZM240 108V109H239ZM264 107H262V110H263V112H261L260 114L261 115H263L264 114V109H263ZM29 109H31V107L29 108ZM241 109H242V111H241ZM253 109V110H254ZM56 110V109H55ZM207 110V111H206ZM212 110V111H211ZM232 110V109H231ZM245 111V113H244V111ZM257 110H258V108H257ZM256 110V111H257ZM261 110V111H262ZM224 111V112H223ZM234 111H236L235 110V108H234ZM258 111H260V110H258ZM12 112V113H13ZM43 112V111H42ZM42 112L40 113V114H42ZM45 112H47V111H45ZM56 112H58V111H56ZM238 111H236L235 113L236 114H238L237 113ZM28 113V112H27ZM32 113H34V112H32ZM32 113H30V114H32ZM48 113V112H47ZM59 114H60V112H58ZM227 114V116L226 115H224V114ZM233 113V112H232ZM244 113V114H243ZM263 113V114H262ZM15 114V113H14ZM35 114V113H34ZM40 114H35L36 115V117H37V119L36 120H34V121H31L30 122V125H33V126H35V131L34 132H36V133H38V136H37V138L36 139H38L39 141V143L37 144V143H34L33 141L34 140H36L35 139V137H34V139L31 141V142H33L34 144L33 145H35V146H33V145H31L34 149H37L38 150V148H40V145L41 146H43V144H45V143H42V142H45V141H48V140H50V142H52V143H56L57 141H58V137H59V135H58V137L56 136L57 135V133L56 132H58V129H57V127H55L56 129H57V131L54 129V128H51V129H53L54 131H50L51 133H55L53 136H51V138L49 139V138H46V135H45V132H46V130H49V129H46L47 127L46 126H48L49 127V124L50 123H52V124H50V125H54L53 123H56L55 121H57V120H55V121H53L52 120V122H50V120H45V119H43V118H46L45 116H43V114L42 115H40ZM54 115H55V113H53ZM17 115V114H16ZM58 115V114H57ZM244 115H245V117H244ZM31 116V115H30ZM40 116V117H39ZM41 116H43V117H41ZM187 116V115H186ZM186 116H185V118H186ZM214 116H215V120H214ZM235 116V115H234ZM257 116H260L259 115V112H258V115ZM257 116H255V117H253V118H255L256 120H254V121H257V122H260V120L259 119H257ZM188 117V116H187ZM14 118V117H13ZM25 118V117H24ZM189 118V117H188ZM217 118H218V120H217ZM226 118H227V120H228V122H227V120H226ZM26 119V118H25ZM24 119V120H25ZM49 119H51V117L49 118ZM54 119V118H53ZM224 119V120H223ZM252 118H250L249 120H251ZM10 120V119H9ZM15 120V119H14ZM14 120H13V122H14ZM16 120H18V118L16 117ZM190 120V119H189ZM233 120H234V117H233ZM235 120H237V119H235ZM239 120V121H240ZM48 121L50 122V123H48ZM60 121V120H59ZM185 121H186V119H185ZM248 122H250V121H248ZM11 123V122H10ZM16 124H17V122H15ZM19 123H20V118H19ZM27 123V122H26ZM188 123V122H187ZM186 123V124H187ZM228 123V124H227ZM240 123V122H239ZM242 123V122H241ZM246 123V122H245ZM14 124V123H13ZM48 124V125H47ZM246 124H247V126H246ZM245 124V126L243 125L242 127H241V129L242 128H245V129H243L244 131H245V133H244V135L245 136H243V132L244 131H240V135H241V138L240 139H242L243 138V140L241 141V142H244V140L245 141H248L249 142V145H250V142L252 143L250 146H251V148H250V146H248V148H250V149H248L247 147V149L248 150H250V151H247V149L245 150V151H247L246 153H243V155L242 156H240L241 157V159L244 161V159L245 160H247L248 158H249V156L252 154L253 155V157L251 158V159H253V160H251L250 159V161H252V163H251V165H250V163H248L246 166H243V164L244 163H242V165L241 166H239L241 163H239L238 162V160H240V158H238L237 157V155H239L240 154V152H239V154L236 152V151H234V150H232V151H229L230 150V148L231 147H234V145H236L237 143H236V141H234L235 139L234 138H232L231 139V141L230 142H235V143H230L229 145H230V147H228V146H226L225 148H229L228 149V153H230V152H232V155H236V156H232L233 158H231L230 157V154H229V160L231 161H229V163H230V165L232 166V169H229V165H227V164H225V167H224V165H223V167H224V169H226L227 167L226 166H228V170H233V171H236L238 168L241 170L240 172H238V173H245V175H246V173L250 176V180L253 178V180H252V182L254 181V182H259V186L255 183V186L252 188L251 186H249V189L247 188V186H245V187H243V186H241V188H242V190H243V192L244 191H247L248 190V193L249 194H247L248 195V197H250V199H248V202H249V205H251L252 207H250L251 209L250 210H252V217H253V223H252V226H253V230H254V232H255V234L257 235L258 233L260 234V231L262 232V234L261 235H259V237H257V239H260L261 238V236H263L264 237V211H263V208L262 207H264L263 206V204H262V202H261V200H262V197H261V199L259 198L260 196H259V194H258V191H259V193H261V192H264V189H263V187H264V182H262V180H264V167H262V165L264 164V158H263V156L264 155H262L261 157L259 156V155H261V154H263L264 153V150L263 149H261V150H255V153H256V151H259V153L257 152L256 154L255 153H252L253 151H254V147L255 146H253L254 144L255 145H257L258 143H256V142H258V141H260V139L262 140V137H260V136H258V135H260V132H259V127H261L262 128V126H258V128H254L253 126H251L249 123H246ZM249 124V125H248ZM252 124V123H251ZM258 124V123H257ZM27 125H28V123H27ZM26 125V126H27ZM212 125H213V123H212ZM229 125V126H228ZM259 125H262V123L261 124H259ZM187 126H189V125H187ZM239 126H241V125H239ZM238 126V127H239ZM16 127V126H15ZM17 127H18V125H17ZM16 127V128H17ZM30 127V126H29ZM51 127V126H50ZM49 127V128H50ZM54 127V126H53ZM191 127V126H190ZM231 127V128H230ZM238 127H236V128H238ZM248 127V128H247ZM251 127V128H250ZM10 128V127H9ZM9 128H8V130H9ZM226 128H229V129H227L226 130ZM249 128H250V130H249ZM5 129V128H4ZM46 129V130H45ZM50 129V130H51ZM59 129H60V127H59ZM225 131H224V130ZM239 129H240V127H239ZM246 129H247V131L249 130V135L246 133ZM11 130V129H10ZM31 130V129H30ZM234 132H233V131ZM255 130V131H254ZM22 131V130H21ZM217 131H218V128H217ZM220 131H219V133H220ZM228 131V132H227ZM1 132H2V134H1ZM0 132V136L2 135V138L4 139V137H6L5 139H8L9 137H10V135L8 134V133H6V135L4 136L3 134H5L3 131H1ZM215 132H216V130H215ZM257 133V134H255V133ZM23 133V132H22ZM35 133V134H36ZM210 133H211V135H213L214 134V132L212 131V132H209V135H210ZM218 133V132H217ZM218 133V134H219ZM223 133L221 134L220 133V136H222L223 135ZM235 133V134H234ZM252 133V134H251ZM31 134V133H30ZM238 134V133H237ZM247 134V135H246ZM250 134H251V136H255V137H257V138H253V141H249V140H247V139H245V137L246 136H250ZM255 134V135H254ZM12 135V134H11ZM61 135V134H60ZM9 136V137H8ZM218 136V135H217ZM219 136V137H220ZM14 137V136H13ZM13 137L11 138V140L13 139ZM23 137H24V135H23ZM210 136H208V140L211 142V138H209ZM214 137V136H213ZM216 137V136H215ZM258 137H260V139L258 138ZM1 138V137H0ZM17 138V137H16ZM227 138V139H226ZM248 138V137H247ZM23 139V138H22ZM14 140V139H13ZM17 140V139H16ZM26 140V139H25ZM60 140V139H59ZM233 140V141H232ZM239 140V139H238ZM256 140V141H255ZM264 140V139H263ZM262 140V144H263V141ZM1 141V140H0ZM10 141V140H9ZM240 141V140H239ZM16 142V141H15ZM15 142H13L12 144L15 146ZM209 142V143H210ZM220 142V141H219ZM248 142H246L245 144H244V148H245V145L247 144L248 145ZM18 143H20L18 140H17V143L16 144H18ZM24 143H27V144H29L28 143V141L26 142H24ZM58 143V142H57ZM5 144H6V142H5ZM37 144V145H36ZM60 144V143H59ZM211 144H212V142H211ZM216 144V143H215ZM30 145V144H29ZM28 145V146H29ZM223 145V144H222ZM222 145L220 146V145H218L220 148L222 147ZM240 145L242 146V144L240 143ZM6 146V145H5ZM16 146H18V145H16ZM19 146H22V145H19ZM31 146H29V148H31ZM38 146V147H37ZM45 146H46V144H45ZM48 146V145H47ZM46 146V147H47ZM211 146V145H210ZM212 146H213V144H212ZM11 147V146H10ZM23 147V146H22ZM22 147H18L19 148V150H20V148L21 149H23ZM52 148V150H53V148H54V146H51ZM215 149H217L216 151H218L219 152V150H218V148L217 147H215V146H213ZM236 147V146H235ZM12 148V147H11ZM33 148H31V149H33ZM48 148V147H47ZM49 148H50V146H49ZM212 148V147H211ZM239 148V147H238ZM6 149H7V147H6ZM223 149V148H222ZM240 149H241V147H240ZM239 149V150H240ZM24 150V149H23ZM22 150V152H24V153H27L28 151H26V150H24L23 151ZM44 150V149H43ZM50 150V149H49ZM51 150V151H52ZM56 151H57V149H55ZM241 150H244V149H241ZM251 150H252V152H251ZM11 151V150H10ZM21 151V150H20ZM39 151V150H38ZM55 151V152H56ZM221 151V150H220ZM245 151H243V152H245ZM260 151L261 152H263V153H260ZM12 152H14V151H12ZM55 152H53L52 151V153L54 154ZM58 152V151H57ZM56 152V154H58ZM234 152V153H233ZM251 152V153H250ZM47 153V152H46ZM102 153V152H101ZM221 153V152H220ZM227 153V154H228ZM250 153V154H249ZM32 154V153H31ZM29 154V152H28V154H26V155H28V156H35L34 154ZM55 154V155H56ZM223 154H224V152L223 153H221V156H223ZM257 154H259L258 156H259V158H262V159H259L258 158V156H256ZM225 156H226V154H224ZM255 155V156H254ZM123 156V155H122ZM122 156H120L121 158H122ZM128 155H127V159H128ZM135 157V156H134ZM247 157V158H246ZM255 157V158H254ZM38 158H40L39 156H38ZM121 158H119V159H121ZM125 158V157H124ZM221 157H218V159H220ZM235 158H237V159H235ZM257 158L259 159L258 161H257ZM131 157H130V161H131ZM194 159H195V157H194ZM232 159V160H231ZM235 159V160H234ZM28 160H30V159H28ZM34 160H35V158H34ZM34 160L32 159V161L34 162ZM43 160H44V158H43ZM122 160H124V159H122ZM199 160V159H198ZM225 160H226V162H227V156L225 157ZM4 161H6V160H4ZM128 161V160H127ZM195 161H196V159H195ZM202 161V160H201ZM221 162H223V160H220ZM236 161V162H235ZM253 161H254V163H253ZM260 161H261V164L262 165H260L261 166V168H259V166H258V164L260 163ZM263 161V162H262ZM256 162V163H255ZM258 162V163H257ZM20 163H21V161H20ZM23 163H25V162H23ZM125 163V162H124ZM195 163V162H194ZM228 163V164H229ZM198 164H199V162H198ZM222 164V163H221ZM224 164V163H223ZM196 165V164H195ZM237 166V168H235L236 166ZM249 165V166H248ZM254 165V166H253ZM95 166V165H94ZM197 166V165H196ZM233 166H234V168H233ZM256 166H258V167H256ZM264 166V165H263ZM22 166H20L19 168H21ZM249 167V168H248ZM252 167V168H251ZM18 168V169H19ZM251 168V169H250ZM259 168V169H258ZM227 169H226V171H227ZM106 170V169H105ZM148 170V169H147ZM150 170H153V169H150ZM149 171V170H148ZM260 171V172H259ZM224 172H225V170H224ZM104 173V172H103ZM147 173V172H146ZM227 173H228V171H227ZM227 173H226V175H227ZM237 173V172H236ZM107 174V173H106ZM151 174V173H150ZM173 174H175V173H171L170 175H173ZM199 174H201V173H199ZM258 174H259V176H258ZM177 175H178V173H177ZM230 176L232 175V173H230L229 174ZM238 175V174H237ZM236 175V176H237ZM247 175V176H248ZM164 176V175H163ZM201 177H204V176H202V174L200 175ZM213 176V175H212ZM235 176V175H234ZM236 176H235V181H236V183L238 184H240V182H238V179L236 178ZM240 176V175H239ZM154 177V176H153ZM188 177V176H187ZM229 177V176H228ZM231 178L233 179V177L231 176ZM239 178H243V177H239ZM259 178H260V180H261V182H260V180H259ZM157 179V178H156ZM189 179V178H188ZM204 180H207V179H205V177L203 178ZM221 179V178H220ZM186 180V179H185ZM198 180H200V179H198ZM222 180V179H221ZM229 180V179H228ZM242 180V182H243V179H241ZM190 181V180H189ZM201 181V180H200ZM234 181V180H233ZM164 182V181H163ZM172 182V181H171ZM170 182V183H171ZM217 182H219L218 180H217ZM253 182V183H254ZM169 183V184H170ZM182 183H183V181H182ZM185 183V182H184ZM189 183H191V182H189ZM202 184H200L201 185V187H202V185L204 186L205 184L203 183V181L201 182ZM227 183V182H226ZM231 184L233 183V182H230ZM229 183V184H230ZM260 183H263L262 185V187L260 186L261 184ZM173 184H175V186H177L178 187V183H177V185H176V182L174 183L173 182ZM187 184V183H186ZM228 184V186H230L232 189L231 190H233V187L235 186L234 184L233 185H229ZM238 184V185H239ZM244 184H246V182H244ZM243 184V185H244ZM33 185H34V182H33ZM165 185V182L163 183V186ZM167 185V184H166ZM185 185V184H184ZM190 186L192 185V184H189ZM207 185V184H206ZM220 185H221V183H220ZM107 186V185H106ZM171 186V185H170ZM169 186V187H170ZM188 186V185H187ZM101 187H105V186H101ZM166 188H167V186H165ZM224 187V186H223ZM226 187V186H225ZM258 187H260L261 189H263V190H259L258 189ZM106 188H108V187H106ZM186 188V186L184 187V190H187V189H185ZM193 187L191 186V190H193L194 191V189H192ZM110 189V188H109ZM200 186H199V191H200ZM207 189V190H206ZM235 189V188H234ZM244 189H247V190H244ZM202 190H204V188L203 189H201V192L202 193H204V194H206V193H209L208 192V190H209V188H205V190L204 191H202ZM229 190H230V188L228 189V187H227V191L229 192ZM111 191V190H110ZM122 191H123V189H122ZM187 191H190V189L189 190H187ZM192 191V192H193ZM211 191H214L213 189L211 190ZM261 191V192H260ZM106 192V191H105ZM107 192H109V190L107 191ZM224 192H226V190L224 191ZM224 192H222V193H224ZM228 192H226L224 195L225 196H227V193ZM238 192V191H237ZM188 193H190L189 194V198H191L192 196H191V192H188ZM230 193V195H231V193H234V191H232V192H229ZM122 194H124V192H121V195ZM125 194H126V192H125ZM166 194V193H165ZM187 194V193H186ZM195 194V193H194ZM194 194H192L193 196H195ZM201 194V193H200ZM200 194H198L199 195V199H200V197H201V199L205 202V203H203V201L200 199H198L199 200V204L201 203V201H202V203L201 204H207L208 202H210V199L212 200V198H211V195L210 194H208L207 196H208V198L210 197V199H209V201H207V199L206 200H204V198H207V197H205V195H201L200 196ZM262 194V193H261ZM135 195V194H134ZM133 195V196H134ZM170 195V194H169ZM188 195V194H187ZM210 195V196H209ZM237 195V194H236ZM124 196V195H123ZM176 196V195H175ZM186 196V195H185ZM191 196V197H190ZM229 196V195H228ZM232 196V195H231ZM264 196V195H263ZM30 197V196H29ZM168 197V196H167ZM188 197V196H187ZM196 197V196H195ZM195 197H192L193 198V200L192 201H190V200H188L186 197H185V199L184 200H186V202L188 201H190L189 203L190 204H192V203H196V202H193V201H195L194 200V198ZM32 198V197H31ZM172 198V197H171ZM171 198H169V199H171ZM222 198V197H221ZM220 198V199H221ZM229 198H230V196H229ZM232 198H234L233 196L231 197V202H232V200H233V203L235 204V202H234V199H232ZM52 199V198H51ZM132 199V198H131ZM177 199L179 200V198L177 197ZM176 199V200H177ZM224 199H225V201H226V198L224 197ZM126 200V199H125ZM172 200V199H171ZM173 200H175V199H173ZM175 200V201H176ZM251 200V201H250ZM133 201V200H132ZM141 201V200H140ZM150 201V200H149ZM173 202L172 201V203L173 204H175V203H177V202ZM218 201V200H217ZM220 201V200H219ZM218 201V202H219ZM227 201H229V200H227ZM236 201H237V199H236ZM136 202H137V200H136ZM143 202V201H142ZM179 203H180V201H178ZM53 203V202H52ZM134 203V202H133ZM138 203V202H137ZM137 203H135V205H137ZM149 203V202H148ZM150 203H152V201L150 202ZM222 203V199H221V202L220 203H218V204H221ZM227 203V202H226ZM251 203V204H250ZM141 204V203H140ZM139 204V205H140ZM144 204H145V201H144ZM181 204V203H180ZM179 204V205H180ZM222 204H225V203H222ZM229 204H230V202H229ZM236 204H238V203H236ZM182 205V204H181ZM225 205H227V204H225ZM224 205V206H225ZM230 205H232V204H230ZM230 205H228V206H230ZM124 205H122V206H119V207H117L116 206V208L117 209H119V211H120V215H118V217H120V222H118L119 224H120V227H122V230H123V232L125 231V233L126 234H123V235H125L126 237H131V238H133L134 240L133 241H129V238H128V242H127V246H132L133 248H134V252H135V255H133V257L135 256L136 257V259H137V261H138V264H160V263H158L157 262V260L158 259H167V262L166 263H169V261H170V263L171 264H179V263H184L186 260V258L188 257L187 255H180V253L182 252V254H183V252L184 253H188V254H193L194 252H201V253H204V255H207L209 258H214L212 255H213V252H215V251H217V250H223L222 251V253L223 252H226L225 254H227V251L228 250H226V248H227V246L226 245H230L231 244V240L230 239H226L225 240V238H228V237H224V239H222L221 238V240L220 239H218V241H217V245H219V246H216V247H218L217 248V250H215V251H211V249L212 248H210L211 247V245L213 244L212 243V238H209L208 237V235L207 234H210V233H205V230L204 229H202L203 227L202 226H200L201 228L199 229V225H198V229L197 230H195V231H190V232H184L183 230L185 229H187V227H182L181 228V230L183 231V234L185 233V235H182V232H181V230H179V233L177 232V231H175L174 232V228H173V226L171 225L172 223V221H174V220H171V222L169 221V220H162L161 219V222H157V221H154V222H156L155 224H151V223H149L148 221L146 222L145 220L146 219H144L143 217H142V215L144 216V214L142 213V215L141 214H139L138 212H127V209H125V206L123 207ZM129 206V205H128ZM236 207H237V205H235ZM242 206V205H241ZM58 207V206H57ZM54 208V207H53ZM103 208V207H102ZM107 208H109V207H107ZM110 209V208H109ZM108 209V210H109ZM111 209H114V207L112 208L111 207ZM136 209V208H135ZM139 209V208H138ZM143 209V208H142ZM141 209V210H142ZM150 209H152V208H150ZM226 209L228 210V208L226 207ZM225 209V210H226ZM231 209L234 211V209L232 208V206H231ZM231 209H229V211H230V213H232V210ZM106 210V209H105ZM125 210V211H124ZM153 210V209H152ZM151 210V211H152ZM220 210V209H219ZM224 210V211H225ZM117 211V210H116ZM222 211V210H221ZM220 211V212H221ZM229 211H226V212H228L229 213ZM262 211H263V214H262ZM106 212V211H105ZM110 212V211H109ZM191 212V211H190ZM218 213V211H217V214L216 213H214V217H216V218H214V217H212L211 216V219L213 218V219H218V220H221V221H224L222 218H224L223 216H224V214H222V213ZM151 213V212H150ZM152 213H153V211H152ZM159 214L158 215H156L157 217L159 216L160 217V212H158ZM163 214L164 213H162V216H163ZM215 214H216V216H215ZM222 214V216H220V215ZM116 215V214H115ZM166 215V214H165ZM163 216V217H166V216ZM226 215H229V214H227L226 213ZM161 216V217H162ZM201 216V215H200ZM230 216V215H229ZM228 216V217H229ZM233 216H234V212H233ZM167 217H169V215L167 216ZM220 217H222V218H220ZM227 217V216H226ZM227 217V218H228ZM145 218H149L148 216L147 217H145ZM154 218V217H153ZM156 218V217H155ZM154 218V219H155ZM247 218V217H246ZM109 219V218H108ZM150 219H151V217H150ZM158 219V218H157ZM232 219V218H231ZM176 220V219H175ZM217 220V221H218ZM119 221V220H118ZM205 221V220H204ZM233 221V220H232ZM117 222V221H116ZM116 222L114 223L113 222V224H116ZM230 222H231V220H230ZM176 223V222H175ZM178 223V222H177ZM180 223V222H179ZM199 223H201V222H199ZM205 223V222H204ZM216 223V222H215ZM227 223H228V220H227ZM226 223V225H228V224H230V223H228L227 224ZM232 223V222H231ZM206 224V223H205ZM221 224H223V223H221ZM207 225V224H206ZM188 226V225H187ZM191 226V225H190ZM234 226V225H233ZM237 226H238V224H237ZM249 226V225H248ZM192 227V226H191ZM222 227V226H221ZM227 227H230V226H227ZM263 229H262V228ZM176 228V227H175ZM177 228H179V227H177ZM215 228H217V227H215ZM218 228H219V226H218ZM249 228V227H248ZM188 229H189V226H188ZM192 229V228H191ZM202 229V230H201ZM213 229V228H212ZM231 229V228H230ZM230 229H228V230H230ZM263 231H262V230ZM169 230H173L172 232H174V234H172V232L171 231H169ZM178 230V229H177ZM105 231H107L106 229H105ZM171 233L170 235H171V237H170V235H169V233ZM180 234L181 233V236L180 235H176V236H178L177 238L179 239L180 237H182L183 239H179V240H176V236H175V234ZM210 232V231H209ZM157 233H160V236L158 237V238H156L155 237V234L157 235ZM154 236L153 238L154 239H159V240H157L156 242H154L153 244H151V242H147L146 243V239L147 240H149L150 239V237L151 236ZM172 235H174V237L172 236ZM212 235V234H211ZM121 236V235H120ZM210 236V235H209ZM223 236V235H222ZM226 236V235H225ZM231 236H234V235H231ZM230 236V237H231ZM217 237V236H216ZM262 237V240L264 239ZM172 238H175V240H173ZM209 238V239H208ZM218 238V237H217ZM234 238V237H233ZM236 238V237H235ZM211 239V240H210ZM151 240V239H150ZM153 240V239H152ZM224 240V241H223ZM229 240H230V243H229ZM236 240V239H235ZM153 241H155V240H153ZM214 241V240H213ZM220 241H221V245L219 244L220 243ZM226 241V242H225ZM228 241V242H227ZM257 241H259V240H257ZM112 242V241H111ZM113 242H115V241H113ZM139 242H144L143 244L145 245V246H147L149 243L151 244V245H149L147 248L145 247V248H143V245L141 246L140 245V243ZM209 242V243H208ZM224 242L225 243H227L226 245H224ZM233 242V241H232ZM222 243H223V245H224V247L222 246ZM234 243H232V245H233ZM258 244V243H257ZM210 245V246H209ZM228 245V247L230 248V246ZM231 245V246H232ZM260 246L261 245H263V244H261V242H260V244H259ZM213 246V245H212ZM220 246H222L221 248H223V249H221V248H219ZM234 246V245H233ZM231 247V249L233 248L234 249V247ZM208 247L210 248L209 250H207L208 249ZM216 247H215V249H216ZM263 247H264V245H263ZM228 249V248H227ZM231 249L228 251V252H230V253H232L231 252ZM109 250V249H108ZM220 250H219V252H220ZM226 250V251H225ZM261 250V249H260ZM110 251V250H109ZM263 251V250H262ZM218 252V251H217ZM219 252H218V254H219ZM233 252H234V250H233ZM201 253H199V254H201ZM205 253H208V254H205ZM211 253H212V255H211ZM216 253V252H215ZM263 253V252H262ZM261 253V256L262 257H264V254H262ZM117 253H115V255H116ZM233 254V253H232ZM170 255L172 256V258H170ZM173 255H174V259H173ZM209 255H211V256H209ZM228 255V254H227ZM77 256V255H76ZM106 256H108V255H106ZM167 256H169V257H167ZM175 256H177V257H175ZM194 256V257H193ZM193 256H189L187 259L189 260H187L190 264H192L193 263V261H195L196 259L198 260V261H200V262H198L197 260L195 261V264H205V262H203L202 260H199L198 259V257L197 256H195L194 254H193ZM215 256V255H214ZM231 256V255H230ZM78 257V256H77ZM79 257H80V255H79ZM87 257V256H86ZM89 257V256H88ZM94 256H92V259H96L95 257L93 258ZM117 257V256H116ZM115 257V258H116ZM179 257V258H178ZM182 257V258H181ZM185 259H184V258ZM195 257H197V258H195ZM207 257V258H208ZM89 258H91V256L89 257ZM104 258V257H103ZM170 258V259H169ZM176 258H178V261H177V259ZM195 258V259H194ZM200 258V257H199ZM87 259V258H86ZM100 259V258H99ZM111 259H112V257H111ZM117 259H118V257H117ZM119 259H121V260H123L122 259V257L121 258H119ZM126 259V258H125ZM129 259V258H128ZM169 259V260H168ZM192 259V260H191ZM194 259V260H193ZM83 260V259H82ZM109 260V259H108ZM107 260V261H108ZM131 260V259H130ZM130 260H127V261H124L123 263H120V264H127L128 262V264H134V263H136L137 264V262L136 261H134V262H132L133 260H131V262H130ZM174 260L176 261V263L174 262ZM179 260H182V261H179ZM192 262H191V261ZM206 260V259H205ZM214 260H216V259H214ZM253 260V259H252ZM55 261V260H54ZM74 261V260H73ZM100 261H103V260H100ZM100 261L98 262V263H100ZM105 261V260H104ZM106 261V262H107ZM164 261V260H163ZM166 261V260H165ZM164 261V262H165ZM84 262V261H83ZM86 262V261H85ZM95 262V261H94ZM97 262V261H96ZM95 262V263H96ZM121 262V261H120ZM173 262V263H172ZM203 262V263H202ZM209 262V264H213L212 262H210V261H208ZM252 262V264H261L260 263V261H259V255L258 254H256L255 256H254V260L253 261H251ZM64 263V262H63ZM88 264H91L90 262H87ZM104 263V262H103ZM169 263V264H170ZM182 263V264H183ZM186 263V262H185ZM184 263V264H185ZM221 263V262H220ZM71 264H73V263H71ZM76 264V263H75ZM101 264V263H100ZM105 264H107V263H105ZM187 264V263H186ZM216 264V263H215ZM218 264H219V262H218ZM263 264V263H262Z\"/></svg>", "mask_w": 264, "mask_h": 264}]
</instances>
